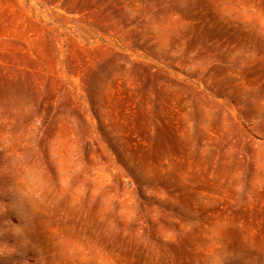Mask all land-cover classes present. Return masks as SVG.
Segmentation results:
<instances>
[{"label":"rangeland","instance_id":"1","mask_svg":"<svg viewBox=\"0 0 264 264\" xmlns=\"http://www.w3.org/2000/svg\"><path fill=\"white\" fill-rule=\"evenodd\" d=\"M0 264H264V0H0Z\"/></svg>","mask_w":264,"mask_h":264}]
</instances>
